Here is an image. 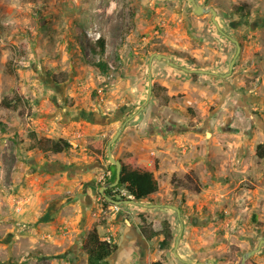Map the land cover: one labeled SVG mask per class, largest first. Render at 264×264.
<instances>
[{"label": "rangeland", "instance_id": "obj_1", "mask_svg": "<svg viewBox=\"0 0 264 264\" xmlns=\"http://www.w3.org/2000/svg\"><path fill=\"white\" fill-rule=\"evenodd\" d=\"M195 2L214 8L221 29L239 42L226 78L155 57L149 64L160 54L180 67L228 72L236 45L189 0H0V264H86L92 225L112 242L110 227L118 225L119 255L122 228L141 224L139 215L159 232L150 249L109 264H241L264 239V157L256 155L264 144V0ZM149 74L150 101L122 129L146 103ZM119 129L127 136L111 145L115 159L158 162V192L142 205L119 206L129 223L116 221L100 193L106 184L97 182L116 172L107 145ZM60 138L71 145L60 154L32 146ZM62 170L76 174L65 181ZM91 182L84 229L80 210L64 211L72 224L49 218ZM156 204L180 215L147 207ZM164 221L173 235L167 249L160 248ZM245 264H264V246Z\"/></svg>", "mask_w": 264, "mask_h": 264}, {"label": "trees", "instance_id": "obj_2", "mask_svg": "<svg viewBox=\"0 0 264 264\" xmlns=\"http://www.w3.org/2000/svg\"><path fill=\"white\" fill-rule=\"evenodd\" d=\"M242 8V7H239ZM238 8V9H239ZM100 52L105 50V39L99 37L96 41ZM95 50V49H94ZM103 67V64H99ZM35 148H39L43 152H51L53 154H60L67 151L71 145L64 139H58L50 142L48 139L43 144L42 139H35L32 145ZM256 155L259 158L264 157V144H259L256 147ZM139 156L128 154L124 158L119 160L122 163L119 183L116 187H112V184L116 180V172L114 171L111 177L107 180L105 185V191L103 195L110 196V192L114 188H124L128 194L132 196V199L136 202L142 201L156 194L159 189V182L155 177V171L158 169V162L153 159L149 166L138 163ZM114 166V165H110ZM115 167V166H114ZM142 223L139 226L140 233L146 240H151L156 237L159 232L155 231L151 225L147 224L142 215H139ZM164 224V238L160 241V248H169L172 240V233L169 229V223L167 221ZM84 252L87 255L86 264H109V257L115 253L118 249V245L115 242L104 240L100 237L99 231L96 225H92L83 245ZM152 264H162L161 261H155Z\"/></svg>", "mask_w": 264, "mask_h": 264}, {"label": "crops", "instance_id": "obj_3", "mask_svg": "<svg viewBox=\"0 0 264 264\" xmlns=\"http://www.w3.org/2000/svg\"><path fill=\"white\" fill-rule=\"evenodd\" d=\"M126 136H127L126 131L125 130L121 131L120 136L118 137V141H122V139H124ZM51 165H53V164H51ZM49 166H50V164H49ZM62 172H63L62 174H63V178L65 179V181H67V179H66L67 177L68 178H71V177L73 178L75 176V174H76V172H74L72 175H69L68 174L69 173L68 170H62ZM50 173L51 172H47L46 174L47 175H50ZM58 173H61V172H58ZM81 173L87 174V172H81ZM67 174H68V176H67ZM84 176H87V175H84ZM90 185L91 186L89 188V191L88 192L85 191L83 193L84 195L81 196V197H79V198H77L76 200H74V199L73 200H70V199L63 200L61 202V204H60V210H58L56 213H54V215L53 214L51 215L50 213H48V216H50L49 218L51 219L52 217H54V218H57L58 221H60V222H65V223H68V224H72L73 219L72 220H67L68 218L67 217H64V211H67L70 208H73L74 210H80L81 213L78 214V215L81 216L80 220L82 219V221L80 222V225L84 229L86 227V225L83 224V221H85V219H86L85 217L88 215V212H89V209H90L89 207H90V205L94 201V192H95V189H94V185L92 184V182H91ZM80 200L81 201L82 200L84 201V204L83 205L82 204L81 205L79 204L80 203L79 202ZM37 201L38 200H35V202H37ZM130 205H134V204H130ZM83 207H85V208L82 209ZM120 212L118 211L116 213V215H115L116 216V221L118 220V218L120 220H122L123 218H125V217L122 218L121 217V214H122V212L126 213L127 211H125V209H123V211L120 210ZM36 215H37V213H36ZM36 215L35 216H31V217L34 218V217H36ZM77 218H78V216H77ZM123 220L126 221V223H129L126 219H123ZM74 221H75V224L72 226V228L70 227L71 228L70 229V232H72V231L74 232L75 230H79V228H78L79 226L76 228V226L78 225V220L77 219H74ZM127 225L128 226H127L126 229L125 228H122L123 241H122V243L119 246H120L121 253L124 256H127L126 254L130 255L127 258H130V262H132V260L135 257L140 256V255H144L146 253V251L148 252V250L150 249V240H146L144 238V236L140 233V230H139L140 222H136L134 225H132L131 223H129ZM117 229H118V225L115 226V227H113V226L110 227V230L114 231V236H115L114 242L116 244H117V240L116 239H117V236H118ZM82 231H84V230H82ZM81 233L79 234L80 236H81ZM139 245L142 248V250H140ZM121 248L122 249L124 248L125 251L122 250ZM120 254L118 255V249H117V251L115 253H113L109 257V259H112V261H115L116 263H118V258L120 259V257H121ZM67 257H68V254H66V256H64V257H62L60 259L65 261V259Z\"/></svg>", "mask_w": 264, "mask_h": 264}, {"label": "water", "instance_id": "obj_4", "mask_svg": "<svg viewBox=\"0 0 264 264\" xmlns=\"http://www.w3.org/2000/svg\"><path fill=\"white\" fill-rule=\"evenodd\" d=\"M193 7H194V13L196 14H202V13H210L211 14V21L212 23L215 25L216 29L224 36H226L230 41H232L235 45H236V52L233 56V58L231 59L230 63H229V67H228V72L224 73V74H220V73H215V72H212V71H208V70H204V69H188V68H185V67H180L178 65H176L175 63H172L170 61V59L168 58V56L166 55H160V54H153L151 55L150 57V61H149V64H151V61L152 59L155 57L156 59H164L166 60V62L169 64V65H172L173 67H176V68H179L181 69L182 71L186 72V73H189V74H205V75H212V76H216V77H220V78H226L228 76L231 75V72L234 68V64L236 62V59L240 53V45H239V42L232 38L231 36H229L228 34H226L220 27V24L219 22L217 21L216 17H217V11L214 9V8H205V7H202L201 5H198L195 0H189ZM152 89H153V84H152V76L151 74H149V77H148V95H147V100H146V103H144V105H142L139 110L134 113L131 117H129L128 119H126V121L123 123L122 125V129L126 126V124L131 120L133 119L134 117H136L140 111H142L145 106L148 104V102L150 101V98H151V95H152ZM103 117H106V116H100V118L102 119ZM122 129H119L115 135L112 137V139L109 141L108 145H107V155H108V160L109 162L114 165L116 167V180L115 182L112 184V187H116L119 183V179H120V173H121V168H122V163L119 159H115L111 153V145L118 139V137L120 136V133L122 131ZM106 188L105 187H101L100 188V193H102ZM104 197L110 202V203H113L115 205H123V204H138V205H142L140 202H136L134 201L133 199H128V200H114V199H111L109 197H106L104 195ZM147 207H150V208H154V207H167V208H171V209H174L178 216L180 215V210L175 207V206H171V205H161V204H156V205H148ZM178 246V239L176 240V243H175V249H174V255L179 259V255L176 253V248ZM262 246H264V239H261L258 243V245L246 252L245 254H243L242 258H241V264H245V262L247 261V259H249L250 257H252L254 254L258 253ZM211 264H214L212 261L210 262ZM196 264H199V263H196Z\"/></svg>", "mask_w": 264, "mask_h": 264}, {"label": "built area", "instance_id": "obj_5", "mask_svg": "<svg viewBox=\"0 0 264 264\" xmlns=\"http://www.w3.org/2000/svg\"><path fill=\"white\" fill-rule=\"evenodd\" d=\"M110 177H111L110 172H107V173L104 174V175H100V176L98 177L97 182L103 186V185H105V184L107 183V180H108ZM115 196H118V197H124V196H127V198H129V199L132 198V196H131L130 194H127L125 191H123V190H119L118 188H114V189H112V196H110L109 198L116 200V199L114 198ZM102 200L105 201V202H109L106 198H105V199H102ZM111 206H112V208H113L116 212H118V210L120 209V207H119L120 205H115V204L111 203ZM102 239L111 242V239L108 238V237H105V238H102Z\"/></svg>", "mask_w": 264, "mask_h": 264}, {"label": "flooded vegetation", "instance_id": "obj_6", "mask_svg": "<svg viewBox=\"0 0 264 264\" xmlns=\"http://www.w3.org/2000/svg\"><path fill=\"white\" fill-rule=\"evenodd\" d=\"M153 90V89H152ZM249 98H250V95H249ZM103 118H105V119H109L107 116L106 117H103ZM105 191V190H104ZM103 194V193H102ZM110 196H112V191L110 192ZM109 196V197H110Z\"/></svg>", "mask_w": 264, "mask_h": 264}]
</instances>
